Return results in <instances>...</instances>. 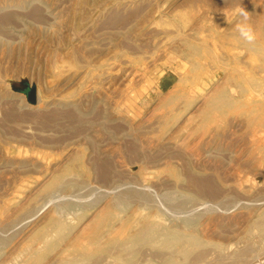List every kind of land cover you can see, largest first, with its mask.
Segmentation results:
<instances>
[{"label":"rangeland","instance_id":"rangeland-1","mask_svg":"<svg viewBox=\"0 0 264 264\" xmlns=\"http://www.w3.org/2000/svg\"><path fill=\"white\" fill-rule=\"evenodd\" d=\"M263 46L264 0H0V264H264Z\"/></svg>","mask_w":264,"mask_h":264},{"label":"clouds","instance_id":"clouds-1","mask_svg":"<svg viewBox=\"0 0 264 264\" xmlns=\"http://www.w3.org/2000/svg\"><path fill=\"white\" fill-rule=\"evenodd\" d=\"M239 15L244 18L245 21L248 19V12L245 11L243 8L239 10ZM237 30L239 31L240 35L246 39L247 42L252 43L255 40L254 32L250 25L247 23H241L237 25Z\"/></svg>","mask_w":264,"mask_h":264},{"label":"water","instance_id":"water-1","mask_svg":"<svg viewBox=\"0 0 264 264\" xmlns=\"http://www.w3.org/2000/svg\"><path fill=\"white\" fill-rule=\"evenodd\" d=\"M28 100L31 102V103H34L35 102V94L33 92V89L30 90L29 94H28Z\"/></svg>","mask_w":264,"mask_h":264},{"label":"bare ground","instance_id":"bare-ground-1","mask_svg":"<svg viewBox=\"0 0 264 264\" xmlns=\"http://www.w3.org/2000/svg\"><path fill=\"white\" fill-rule=\"evenodd\" d=\"M255 42H258V41H255ZM258 43H259V42H258ZM248 44H249V42H248ZM255 45H256V43H255ZM250 46H251V45H250ZM252 46H253V45H252ZM256 46H257V45H256ZM261 47H262V46H261ZM263 47H264V46H263ZM251 48H252V47H251ZM254 48H257V47H254ZM254 48H253V49H254ZM263 50H264V49H263ZM260 55H261V54H260ZM247 82H248V81H247ZM247 84H248V83H247ZM249 84H250V83H249ZM250 86H251V84H250ZM252 86H253V85H252ZM255 87H256V86H255ZM256 88H257V87H256ZM258 88H259V87H258ZM252 91H253V90H252ZM255 91H256V90H255ZM219 93H220V92H219ZM220 94H222V93H220ZM257 94H258V93H257ZM218 95H219V94H218ZM220 96H221V95H220ZM216 99H217V98H216ZM223 99H224V97H223ZM256 116H257V115H256ZM256 116H255V117H256ZM259 116H260V115H259ZM262 116H263V115H262ZM255 117H254V119L259 118V117H256V118H255ZM260 117H261V116H260ZM262 118H263V117H262ZM262 118H260V119H262ZM251 120H252V119H251ZM263 120H264V119H263ZM263 120H262V121H263ZM255 123H256V122H255ZM255 123H254V124H255ZM249 124L251 125L250 122H249ZM256 126H257V125H256ZM258 126H259V125H258ZM261 128H262V127H261ZM260 132H261V131H260ZM262 133H263V132H262ZM263 138H264V137H263ZM260 145H261V144H260Z\"/></svg>","mask_w":264,"mask_h":264}]
</instances>
